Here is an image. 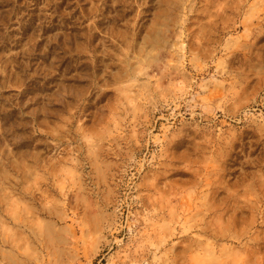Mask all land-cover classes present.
Segmentation results:
<instances>
[{
	"label": "rangeland",
	"instance_id": "rangeland-1",
	"mask_svg": "<svg viewBox=\"0 0 264 264\" xmlns=\"http://www.w3.org/2000/svg\"><path fill=\"white\" fill-rule=\"evenodd\" d=\"M0 264H264V0H0Z\"/></svg>",
	"mask_w": 264,
	"mask_h": 264
}]
</instances>
